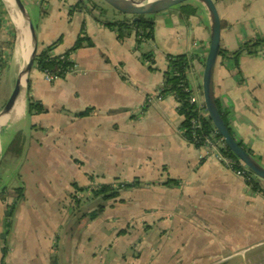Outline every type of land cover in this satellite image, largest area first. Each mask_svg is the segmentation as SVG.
Wrapping results in <instances>:
<instances>
[{"label": "crops", "instance_id": "1", "mask_svg": "<svg viewBox=\"0 0 264 264\" xmlns=\"http://www.w3.org/2000/svg\"><path fill=\"white\" fill-rule=\"evenodd\" d=\"M21 1L35 7L29 17L37 52L58 41L51 56H62L79 37L92 47L72 53L76 74L52 84L33 65L22 77L21 110L16 114L21 80L13 107L7 102L0 108V237L11 223L4 243L0 239L4 264H250L264 257V181L259 194L218 158L189 144L179 132L178 104L159 96L167 57L189 55V88L203 104L210 37L204 7L194 3L199 11L184 23L177 9L156 15L152 40L138 47L134 32L121 41L102 24L123 21L115 11L100 7V16L86 2ZM215 2L220 49L232 53L255 37L264 39V0ZM12 26L15 34L0 43H13L2 49L0 75L15 62L18 78L31 39L27 45L24 29L20 36ZM213 92L235 140L264 169V48L237 64L217 60ZM27 98L46 112L27 115ZM135 181L140 187L122 193L123 203L79 221L75 186ZM19 187L24 198L6 219L10 201L1 193Z\"/></svg>", "mask_w": 264, "mask_h": 264}, {"label": "trees", "instance_id": "2", "mask_svg": "<svg viewBox=\"0 0 264 264\" xmlns=\"http://www.w3.org/2000/svg\"><path fill=\"white\" fill-rule=\"evenodd\" d=\"M77 6L82 5V0H78ZM98 11L100 16L103 15V11L98 9L97 7L93 8ZM180 12L181 21L187 22L189 17L194 16L199 11V7L194 3H187L180 7H178ZM4 11V4L2 0H0V30L2 25V20L6 16ZM102 23V22H101ZM105 27L115 29L117 31L118 40L123 41L128 38L132 32L136 34V44L139 47L141 44L152 40L154 33V20L152 16H139V17H128L125 16L123 21L108 24L102 23ZM9 32L13 31V26L9 29ZM58 41L51 46L47 47L44 50L37 52L34 59V67L40 72H49L54 74L60 69H66L71 65L69 59L72 53L77 52L82 48H90L92 47V43L88 38H78L73 45V47L67 51L62 56H51L52 49L57 45ZM13 46L12 42H6L0 44V70L3 68V60H2V49L3 48H11ZM264 48V39L255 37L253 40L246 42L241 46L238 50L229 53L222 49L219 50L217 60L220 64H223L225 60H232L234 62H238V60L246 55V56H255L260 49ZM151 52L145 51L143 53V58L150 59ZM61 57L65 58L61 60ZM167 69L164 72V84L160 91L159 96L163 97L166 95L172 96L176 103L178 104V114L183 117V122L181 124L180 129L184 131V136L189 144H192L195 147H200L201 142L195 143L193 141L192 134L196 137L203 140L205 137H208L211 133L214 132L213 126L208 118L204 117L205 109L204 106L197 105L196 103H192L191 100L194 96L192 91L189 88L188 80L186 73L189 69L192 68L193 56L182 55V56H168L167 57ZM30 90V83L27 84V93ZM217 110L232 137L233 133L230 126L229 114L223 111L220 107L219 102L216 100ZM46 111L37 103L32 102L27 98L26 103V113L27 115L41 114ZM87 113L79 114V117L86 116ZM194 125L196 127H194ZM214 139H219L218 135L215 136ZM240 144V143H239ZM240 146L243 147L242 144ZM246 150V149H245ZM249 155L253 158L254 156L250 151L247 150ZM219 153L226 158H229L234 161L235 169H243L240 161L227 149H220ZM245 177L249 179L247 181V185L254 191L261 192L260 179L256 178L251 173H246ZM140 187V184L135 181L133 183H117L116 186L113 187V184H102L97 187L91 188L90 196L85 198L77 197V194H87L89 192L88 189H79L75 186V194L72 198L73 203L75 204V210L77 211V216L82 220H86L88 222L97 219L106 209L112 208L116 204L123 203L121 199V194L127 192L132 189H137ZM1 197L7 201H10V204L6 206V219L13 218L14 212L17 209V206L24 198V189L22 187L12 189L9 191L4 190L1 193ZM88 199V200H86ZM89 204H96L92 211L84 212L85 208ZM82 213V214H81ZM11 228V223L5 224L3 234L0 239L4 243L5 238L9 234ZM6 256V249H1L0 256V264H4V258Z\"/></svg>", "mask_w": 264, "mask_h": 264}, {"label": "water", "instance_id": "3", "mask_svg": "<svg viewBox=\"0 0 264 264\" xmlns=\"http://www.w3.org/2000/svg\"><path fill=\"white\" fill-rule=\"evenodd\" d=\"M101 1L103 4L111 8L119 15L134 18L139 16H155L167 10L178 8L187 3H200L204 7L208 17L210 36L208 52L205 58L201 77V91L205 113L208 120L211 122L213 129L222 139L226 149L240 161V163L247 169L249 173L254 175L256 178L264 181V169L257 162V160L249 155V153L240 146L235 138L231 136L217 110L216 100L213 92V74L220 50L221 22L216 8L215 0H152V3H150L149 5H141L135 0ZM129 3H134L136 7H130L128 5ZM13 4L17 12L25 20L26 27L24 28L26 30H29L30 32L31 53L25 68L20 72V75L17 78L14 91L8 104V108L13 107V105L15 104L20 91V80L22 77H26L31 71L34 65L35 56L37 54L35 27L31 21V18L29 17L21 0H13Z\"/></svg>", "mask_w": 264, "mask_h": 264}, {"label": "built area", "instance_id": "4", "mask_svg": "<svg viewBox=\"0 0 264 264\" xmlns=\"http://www.w3.org/2000/svg\"><path fill=\"white\" fill-rule=\"evenodd\" d=\"M64 59L65 58L61 57V60H64ZM69 61H70L71 65L69 67H67L66 69H60L57 72H55L54 74H51L49 72L41 73L44 81H46L49 84H52L55 81L63 80L69 76L75 75L76 74V68L73 64L71 57H70ZM191 102L196 103L197 105L202 104V103L197 101L196 97H193ZM204 117L207 118L206 113L204 114ZM194 127H196V126L194 125ZM179 132H180L181 136L186 140V138L183 134L184 131L182 129H180ZM216 135H218V134L214 130L213 133H211L208 137H205L203 140H200V138L196 137L194 134H192V137H193V141L195 143H198V142L202 143L200 147L204 148L208 152L209 155H213L216 158H218L227 170L233 172L234 174L239 176L241 179H243V181L245 183H247V181L249 180L245 177L246 173H248L247 169L242 164L241 165H242L243 169H241V170L235 169L234 168L235 167L234 161L229 159V158H226L225 156H223L219 153L220 149H226V147H225L221 138H219V139L217 138V139L213 140V138H216L215 137ZM258 192H259V194H262V192H260V191H258ZM250 264H264V257H262L256 261H253Z\"/></svg>", "mask_w": 264, "mask_h": 264}, {"label": "rangeland", "instance_id": "5", "mask_svg": "<svg viewBox=\"0 0 264 264\" xmlns=\"http://www.w3.org/2000/svg\"><path fill=\"white\" fill-rule=\"evenodd\" d=\"M31 1H33V0H31ZM69 1L70 2L72 1V3H75L76 1H77V3L79 2L78 0H69ZM83 2L84 3L86 2L92 8L98 6L97 8L101 9L100 7H102L104 9H106L108 11V13L113 11L111 8H108L106 5L104 6V4L102 3L101 0H82V3ZM26 4L27 5H25V9H26L28 15L30 13L32 14L34 9H35V7L33 5H30L29 3H26ZM174 9H177V8H173L172 10H174ZM177 10L179 11V9H177ZM4 11L6 12L5 13L6 16L2 20V25H1V30H0V43L4 42L8 38L9 35L15 34V31L14 32H9V29H10L11 24L13 22L11 20L10 11L5 7V5H4ZM155 16H152V17L154 18ZM9 39H12V37L10 36ZM14 64H16V63L14 62L13 65L8 66L2 72V74L0 75V108L5 106L6 103L9 102L10 97H11V95L13 93L15 81H16V78H17V75H16L17 73H16V69H15V65ZM94 187H97V186L94 185L91 188H94ZM91 188H89V192L91 191L90 190ZM86 195H88V194H86ZM77 197H79L81 199V194H77ZM86 200H88V199H86ZM95 205L96 204L87 205V207L85 208L83 213L92 211L93 208L95 207ZM79 221H81L80 218H79Z\"/></svg>", "mask_w": 264, "mask_h": 264}, {"label": "bare ground", "instance_id": "6", "mask_svg": "<svg viewBox=\"0 0 264 264\" xmlns=\"http://www.w3.org/2000/svg\"><path fill=\"white\" fill-rule=\"evenodd\" d=\"M5 7L10 11L11 14V20L13 22V24L15 25V27L17 28L20 36L21 35V29H24L23 32L25 33L26 37H27V45H29V38H30V32L29 30H26L24 27L25 26V20L23 19V17L17 12L14 4H13V0H2ZM125 1V0H122ZM137 1L139 4L141 5H149L150 3H152V0H135ZM130 7H136L134 3H129L128 4ZM27 57V54H24V58ZM24 80L25 78L21 79V91H20V95L19 98L17 100L16 103V114L21 110L22 106H23V91H24ZM4 117V114H2L0 116V122L2 121Z\"/></svg>", "mask_w": 264, "mask_h": 264}]
</instances>
